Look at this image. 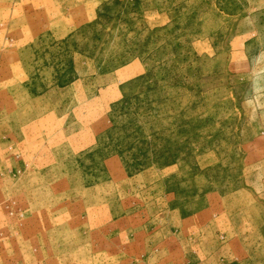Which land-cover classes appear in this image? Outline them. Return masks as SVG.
<instances>
[{"label": "rangeland", "instance_id": "374dc122", "mask_svg": "<svg viewBox=\"0 0 264 264\" xmlns=\"http://www.w3.org/2000/svg\"><path fill=\"white\" fill-rule=\"evenodd\" d=\"M0 264H264V0H0Z\"/></svg>", "mask_w": 264, "mask_h": 264}]
</instances>
